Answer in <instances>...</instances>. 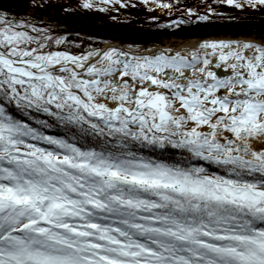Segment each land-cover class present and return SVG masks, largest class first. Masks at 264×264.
Listing matches in <instances>:
<instances>
[{"label":"snow or ice","instance_id":"6c2138e0","mask_svg":"<svg viewBox=\"0 0 264 264\" xmlns=\"http://www.w3.org/2000/svg\"><path fill=\"white\" fill-rule=\"evenodd\" d=\"M62 43L0 11V97L117 139L78 146L0 104V264H264V45L140 56L52 50ZM130 140L189 158L146 159Z\"/></svg>","mask_w":264,"mask_h":264},{"label":"trees","instance_id":"16d2710c","mask_svg":"<svg viewBox=\"0 0 264 264\" xmlns=\"http://www.w3.org/2000/svg\"><path fill=\"white\" fill-rule=\"evenodd\" d=\"M103 3L104 11H85L81 0H0V11L12 18L27 21L46 30L56 38H64L61 49L79 53L101 47L106 41L148 48L164 45L169 39L221 37H254L264 40V6L235 8L221 0H119ZM167 4L170 7H163ZM35 6L39 16L27 15ZM110 7V8H109ZM47 16V19H44ZM207 16V20L200 17ZM53 48V45H52ZM6 115L38 128L48 135L72 139L78 146L97 148L104 143L115 145L117 138L96 135H76L64 122L10 98L0 97ZM47 121L51 127L40 122ZM133 151L146 159L166 163H184L189 154L166 146H141L129 141ZM47 147V145H42ZM191 163L204 166L210 173L224 174L206 161L191 158Z\"/></svg>","mask_w":264,"mask_h":264},{"label":"bare ground","instance_id":"6f19581e","mask_svg":"<svg viewBox=\"0 0 264 264\" xmlns=\"http://www.w3.org/2000/svg\"><path fill=\"white\" fill-rule=\"evenodd\" d=\"M219 42V41H225V42H240V43H245V42H250V43H254L257 45H264V41L262 40H258V39H253V38H245V37H239V38H219V39H215V38H207L205 40H199V39H189L188 41H180L177 42L175 45H173L172 43H166L164 45H158L155 47H149L146 49H141L138 48L136 46L133 45H121L119 43H115V42H108L105 43L102 47H98L86 52H82L80 54H74V55H83V54H87L88 52H103V51H107L110 49H117L126 53H129L131 55H140V56H150L153 54V52L156 53H160V52H167V53H176V52H181V53H189L191 51H194L195 49L198 48V46L205 42ZM62 51V50H60ZM70 53V52H69ZM72 54V53H71ZM216 63H220V67L221 66H226L227 64H224L222 62H219L218 59H214L213 61V65L211 67H213ZM215 67V66H214ZM224 91V89L222 90V92ZM257 147H259V145H257Z\"/></svg>","mask_w":264,"mask_h":264},{"label":"water","instance_id":"95a60500","mask_svg":"<svg viewBox=\"0 0 264 264\" xmlns=\"http://www.w3.org/2000/svg\"><path fill=\"white\" fill-rule=\"evenodd\" d=\"M154 53L159 54V53L153 52V54ZM146 56H148V55H146ZM211 70L214 71L217 74V76L221 79H228L232 76V69H230L227 65L221 66L219 68L213 66V67H211ZM222 90L223 89H221V91Z\"/></svg>","mask_w":264,"mask_h":264},{"label":"rangeland","instance_id":"374dc122","mask_svg":"<svg viewBox=\"0 0 264 264\" xmlns=\"http://www.w3.org/2000/svg\"><path fill=\"white\" fill-rule=\"evenodd\" d=\"M27 12H33L34 14H37L39 12V10L35 6H32V7H29L27 9ZM180 41H182V40L181 39L172 38V39H169V41H167V42L172 43L173 45H175L177 42H180Z\"/></svg>","mask_w":264,"mask_h":264},{"label":"flooded vegetation","instance_id":"af4514ba","mask_svg":"<svg viewBox=\"0 0 264 264\" xmlns=\"http://www.w3.org/2000/svg\"><path fill=\"white\" fill-rule=\"evenodd\" d=\"M81 7L83 8V10L85 11H89V10H93V11H97L99 9V7H97L96 5L93 6V8H85L83 7V5L81 4Z\"/></svg>","mask_w":264,"mask_h":264}]
</instances>
